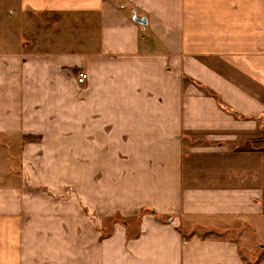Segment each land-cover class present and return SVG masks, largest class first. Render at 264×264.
I'll return each mask as SVG.
<instances>
[{
    "label": "crops",
    "instance_id": "0c3cea01",
    "mask_svg": "<svg viewBox=\"0 0 264 264\" xmlns=\"http://www.w3.org/2000/svg\"><path fill=\"white\" fill-rule=\"evenodd\" d=\"M3 1L0 264H250L264 0Z\"/></svg>",
    "mask_w": 264,
    "mask_h": 264
},
{
    "label": "rangeland",
    "instance_id": "374dc122",
    "mask_svg": "<svg viewBox=\"0 0 264 264\" xmlns=\"http://www.w3.org/2000/svg\"><path fill=\"white\" fill-rule=\"evenodd\" d=\"M3 2V3H1ZM9 4H7L5 1L0 0V18H4L3 19V26L0 25V27H3L5 29H7L6 23L7 22V13L8 10L11 8H8ZM6 22V23H5ZM77 32V30H75V33ZM79 50L78 48H76L75 51ZM77 75V72L74 73ZM75 89L73 90V95L75 94ZM77 93V91H76ZM77 97H83V93L81 94H76ZM74 98L76 100V97L74 95ZM10 139V138H8ZM7 139V140H8ZM30 139H32V137H30ZM9 141L12 142V144L14 145H21V140L19 138L14 137V139H10ZM45 190V189H44ZM44 190H41V192H43ZM40 191V190H39ZM113 220H118V221H123L124 218L120 217V215L118 216H114ZM235 233V232H234ZM102 234L104 235V231L102 230ZM235 237L238 238V240H240V250L243 253L246 261L250 264H256L258 261H260L262 255L264 254V248L261 244L264 243V241L260 238H256L254 236L250 237L249 232L245 233V234H235ZM240 238V239H239ZM263 241V242H262ZM259 259V260H258Z\"/></svg>",
    "mask_w": 264,
    "mask_h": 264
},
{
    "label": "built area",
    "instance_id": "2783aa9c",
    "mask_svg": "<svg viewBox=\"0 0 264 264\" xmlns=\"http://www.w3.org/2000/svg\"><path fill=\"white\" fill-rule=\"evenodd\" d=\"M87 78H88V73L83 70V71L79 72L77 80L79 83H84V82H86Z\"/></svg>",
    "mask_w": 264,
    "mask_h": 264
},
{
    "label": "water",
    "instance_id": "95a60500",
    "mask_svg": "<svg viewBox=\"0 0 264 264\" xmlns=\"http://www.w3.org/2000/svg\"><path fill=\"white\" fill-rule=\"evenodd\" d=\"M138 22H144L142 18L135 17ZM146 23V22H145Z\"/></svg>",
    "mask_w": 264,
    "mask_h": 264
},
{
    "label": "trees",
    "instance_id": "16d2710c",
    "mask_svg": "<svg viewBox=\"0 0 264 264\" xmlns=\"http://www.w3.org/2000/svg\"><path fill=\"white\" fill-rule=\"evenodd\" d=\"M169 218H171V217L169 216Z\"/></svg>",
    "mask_w": 264,
    "mask_h": 264
}]
</instances>
